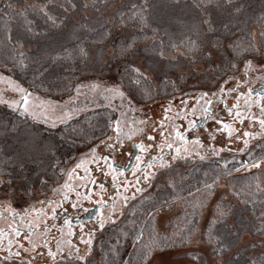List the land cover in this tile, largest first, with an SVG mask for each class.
Wrapping results in <instances>:
<instances>
[{"label": "trees", "instance_id": "obj_1", "mask_svg": "<svg viewBox=\"0 0 264 264\" xmlns=\"http://www.w3.org/2000/svg\"><path fill=\"white\" fill-rule=\"evenodd\" d=\"M70 2L77 6L71 8ZM112 2L118 5L110 18L106 11ZM41 7L56 18L55 24L47 20ZM205 19L211 31L203 23ZM254 29L264 31V0H0V67L33 94L51 96L70 93L87 69L101 71L115 63L126 87L146 102L157 91L172 90L169 85L178 67L203 59L212 61L209 46L219 50L225 61L216 65L220 74L233 58L255 53V40L253 47H248V35H254ZM8 33L12 43L5 39ZM188 37L198 43L192 51L180 43L185 40L186 44ZM161 42L168 53L164 57L159 55ZM172 43L182 52L171 49ZM108 47L114 48L112 55H108ZM20 51L26 56L24 65L18 63ZM143 54L147 55V65L162 76L161 89H156L149 76L141 72L143 76L138 77L133 72L134 61ZM81 111L61 127L63 134L89 143L109 134L113 111L108 106ZM57 133L28 115L0 105V186L17 183L28 190L33 186L47 188L59 181V166L74 148ZM241 167L240 163L209 161L175 173L130 206L117 223L105 228L99 238L102 255L87 264H147L156 251L184 246L188 230L196 229L200 212L211 198L212 189L205 185L217 177L226 178L235 200L229 203L223 197L216 207L214 217L218 210L228 215L211 229L219 237V241L212 240L211 252L223 256L215 264H264V250H252L260 242L241 244L245 232L264 236V185L257 170L236 172ZM42 177L45 184H41ZM170 204H178V208L166 219V231H159L158 209ZM209 222L204 234L210 230ZM154 240L156 244H152ZM189 255L205 262L201 253Z\"/></svg>", "mask_w": 264, "mask_h": 264}, {"label": "rangeland", "instance_id": "obj_2", "mask_svg": "<svg viewBox=\"0 0 264 264\" xmlns=\"http://www.w3.org/2000/svg\"><path fill=\"white\" fill-rule=\"evenodd\" d=\"M117 5L118 2H112L109 5L106 11L108 17L112 18V12ZM253 32L258 48L255 53L244 54L241 58H233L231 65L220 74L216 71V65L225 63V61L222 60L223 56L219 50L209 46L207 48L210 57H213L212 61L203 59L190 63V65L178 67L174 70L173 79L169 85L172 90L166 93H163L162 90L161 93L157 91V94L146 102L138 99L126 87L116 64L109 63V60H107L109 66L106 69L101 71L87 69L84 71L78 77L70 93L51 96H40L36 92L33 94L27 86L10 77L6 68L0 67V76L5 78L0 80V98L5 101L0 105L21 112L19 105L9 107L7 103V101H20L22 105L23 93L15 90V86L19 85L30 94V107L33 110L37 112L47 110L49 113L47 118L41 116L34 120L45 128L58 132L57 134L74 148V153L59 166V181L52 182L47 188L30 187L31 194L24 189V186L17 183H13V187L0 186V205H11L19 213L25 212V209L27 212L33 209H41L43 206L52 210V205L47 203L51 199L57 201V207L61 208L68 202L67 198H64V192L69 193L66 190L74 189L73 194L79 199L84 200L86 196H89L88 186L84 184L81 177H90L92 173L97 174V172L101 178L106 172L108 173V182L103 187H99L98 197L102 202L111 199V204L104 210L99 219L82 228L79 233L71 232L70 238L64 235L66 240L57 241L59 239L57 233L61 229L57 231L55 228L53 233L56 237L45 247V236L41 232L37 234L31 232L26 235L30 236L32 241L37 244L33 250L29 240L24 238L26 235L22 236L21 245L23 247L21 248L24 251L20 254L21 257H30V264L34 262H36L35 264H63L68 262L70 247L68 242L70 241L71 247L76 250L71 257V262L87 264L89 259L100 258L102 252L99 238L107 226L117 223L130 206L143 196L151 194L158 184L172 178L175 173L191 168L198 163L209 161L223 164L240 163L242 167L236 172L257 170L260 174V182L264 185V128L260 125V120L264 119V112L261 111L264 108V97L252 96L248 93L249 88L255 90L264 86V46L259 39V29H254ZM113 49V47H108V55H112ZM180 52L182 50L176 51V53ZM170 57L174 58L172 55ZM146 58V54L139 56L134 61L135 66L143 74L150 77L156 89H161L162 76H158L155 70L147 65ZM249 60L251 65L246 66L245 62ZM121 92L123 95L119 94ZM66 100L68 101L66 102ZM41 101L44 102L43 105ZM208 101H211V104ZM209 105L213 115L208 118L206 123L194 127L188 134L190 143L185 145L189 151L186 153L185 147L182 146L181 152L175 160H172L175 151H171L165 156L164 159L171 164L169 169L161 168L158 161L154 162L151 168L148 165L137 167L125 175L123 172L121 173V168L108 167L111 161L127 164L130 158L129 153L133 152V143L136 145V148L134 146L133 149L137 150V155L141 159L158 156L161 151L166 149V146L160 147V145L167 143L171 138H173L172 141H175L172 136L173 130L177 127L181 130L186 129L190 125V121L193 122L190 127H193L195 121L203 119L209 110ZM233 105H238V107L234 108ZM99 106H108L113 111L112 127L106 137L97 142L89 143L75 141L62 133L61 127L74 120L78 113L82 112L81 110H91ZM52 108H55V113H52ZM228 109H232V111L229 112ZM65 112L70 113V115H63ZM237 112L240 113L239 116H237ZM30 117L32 118V116ZM117 121L119 122V133L116 131ZM224 125L231 127V135H229L228 129L224 128ZM245 132L251 133V135L246 136ZM118 135L119 140L117 139ZM150 136L154 139H150ZM195 138L199 139V144L194 143ZM120 141L123 143L121 144ZM175 142L178 143L177 140ZM140 144L145 145L146 150L137 147ZM148 145L151 147H147ZM93 148L95 149L94 154L90 151ZM102 157H108V163ZM201 157L204 158L201 159ZM81 159L85 161L84 167L75 168ZM85 168L89 169V172L86 173ZM69 169H75L71 179L68 177ZM146 173H150L147 179L144 178ZM114 175L115 181L113 180ZM65 182L70 187L63 190L59 189L58 185H63ZM111 182L112 184H110ZM117 182L125 183L124 188L118 190L117 186L113 185ZM54 189L55 191H53ZM211 189V198L202 208L198 225L190 240L184 246L156 251L147 264H157V261H163L164 264H215L217 260L223 258V256L212 254V241L204 234L203 229L216 215L218 202L223 197L229 203L234 202L235 197L226 178H220ZM39 201H44V203L41 204ZM88 201L90 200L88 199ZM57 207L55 209H58ZM177 208L178 204H170L158 209L159 231H166L165 221ZM102 217L104 219L103 228L99 226ZM86 239H91V245L84 243ZM254 242L260 243L252 247L253 251L264 250V236H254L248 232L243 234L242 245ZM58 243L62 251L57 248ZM49 249L57 253L55 258L48 256ZM25 251H31V255H24ZM190 253L203 254L205 262L202 263L191 258ZM77 256H84L85 260L79 261ZM25 262L30 261L24 260L20 263L14 261L12 263L25 264Z\"/></svg>", "mask_w": 264, "mask_h": 264}, {"label": "flooded vegetation", "instance_id": "obj_3", "mask_svg": "<svg viewBox=\"0 0 264 264\" xmlns=\"http://www.w3.org/2000/svg\"><path fill=\"white\" fill-rule=\"evenodd\" d=\"M252 96L255 94L252 93ZM207 113L203 117V119H199L194 122V126L190 127V125L184 129L181 130L179 127L175 128L173 130L172 136L175 138V141L177 140L178 143L176 144L175 141L169 140L167 143H171L173 147L170 149L166 147L165 150L161 151L159 155L167 156L171 151H175L177 147H185L186 142L187 145L190 143L189 140V133L191 130H193L194 127L202 126L210 116L213 115V112L210 108V105L208 106ZM179 133L180 135H183L185 137V140L180 139V135H177ZM136 145L133 143L132 146V155L134 151L136 150L133 147ZM130 156L127 164L123 163H117L114 161H111L110 164L113 165L114 168H121L123 169V175L127 174L128 172L132 171L134 168L137 167H144L147 165V162L151 160L153 157H147L145 159H140L139 161L136 159L137 156V150L134 157V160L130 167H128L130 159L132 157ZM158 155V156H159ZM108 163V161H107ZM113 168V169H114ZM122 175V174H121ZM122 175V176H123ZM84 184H87L88 193H90V201L88 199H79L77 196L73 194L74 189L66 190L69 193L67 194V203H65L61 208L57 207L58 209H55V213L53 214L52 210L49 207L43 206V212L41 211H28V212H21L19 213L16 211L15 208L11 207L15 211L8 210V204L0 205V230H2V236H0V263L2 264H13L12 262H18L24 260H29L31 263L30 257L23 256L21 257L20 254L24 251L21 247L18 246L21 245V237L28 234V233H34L37 234L38 232H41L45 236V239L47 243H51L53 238L56 237V235L53 233V230L56 228L58 231L57 235H59V239L57 241H61L65 238L64 235L67 236V238H70L71 232L73 233H79V231L82 230V228H85L87 225H89L91 222L99 219L100 215L104 212L105 209L108 208V206L111 204V199H106L104 202L98 197V189L102 185L104 186L106 182H108V173L106 172L105 175L102 176L97 172V174L92 173L90 177H85L84 179H81ZM93 181H95L93 183ZM130 181V180H129ZM112 184V182L110 183ZM125 183H118L114 184V186H117L118 190L124 188ZM79 199V200H77ZM70 201V202H69ZM78 201V202H77ZM108 201V202H107ZM77 204V207H73V203ZM85 209L88 211L86 212ZM39 210V209H37ZM95 211L94 217L91 219H87V216ZM20 214V215H19ZM32 216H34L32 218ZM65 219H69L71 224L66 225ZM78 221L83 223V227H81V223H78ZM19 232V235H16V232ZM66 238V239H67ZM61 239V240H60ZM64 239V240H66ZM9 240L12 241L11 245V253L9 252V246L8 242ZM19 252V256H17L15 253ZM31 251H25L24 255H31ZM34 262L33 264H35ZM64 264V263H63Z\"/></svg>", "mask_w": 264, "mask_h": 264}, {"label": "snow or ice", "instance_id": "obj_4", "mask_svg": "<svg viewBox=\"0 0 264 264\" xmlns=\"http://www.w3.org/2000/svg\"><path fill=\"white\" fill-rule=\"evenodd\" d=\"M228 2H230V0H228ZM61 6L63 7V5H61ZM76 6H77V5H76L75 3H71V2H70V7H71V8H75ZM85 6H86V5H85ZM40 10H41V12H43V14L46 16V18H47L48 21H51L53 24L56 23V18L53 17V16H51V15H49V14L47 13L45 7H41ZM140 19H141V21L143 22L144 17L141 15ZM203 23H204L205 25H208V30H209V31L212 30V28H211V24H210V22H209L208 19H205V20L203 21ZM224 27L227 28L228 25H224ZM29 31H31V29H29ZM255 38H256V37L253 35V33L249 32V35H248V47H253V43H252V41H254ZM5 39H6L9 43H12V42H13V41H12V36H11L10 33L6 34ZM259 39H260V41L262 42V46H264V31H262L261 33H259ZM201 42H202V40H201ZM180 43H181V45H184V46H185V48H186L187 51H192V50H194L195 48L198 47L197 40L191 39L190 37L186 38V44H185V40H182ZM16 44H17V46L22 47V44H21L19 41H16ZM189 45L191 46L190 48L188 47ZM129 47H131V45H129ZM170 48H171V49H177V50H178V46H177L175 43H172V44L170 45ZM79 51H80L81 54H85V55H86V53L84 52V49H83V48H80ZM167 54H168V53H167V52L165 51V49H164V44H163V42H161V44H160V49H159V55H160L161 57H164V56H166ZM18 56H19V61H18V63H20L21 65H24V62H25V60H26L25 53H24L23 51H20V52L18 53ZM245 64H246V66L251 65V61H250V60H249V61H246ZM233 66H234V65H233ZM133 72L136 73L138 77H139V76H143V74L141 73V71H140L139 68H135V67H133ZM3 79H5V78H4L3 76H0V80H3ZM144 79L146 80L147 77L144 76ZM135 82H136V83H139V82H140L139 78L136 79ZM77 87L79 88V85H78ZM15 90H16V91H19V92H21V93H23V96H22V101H23V103H22V105H21V104H20V101H7L9 107H13V106L19 105V110L22 112V114L26 113V114L32 116L33 119H37V118H39V117H41V116L47 118V117L49 116V113H48L47 110H42L41 112H37V111L33 110V109L30 107V101H29V95H30V94L27 93V91H26L24 88L20 87L19 85H16V86H15ZM229 91H231V90H229ZM254 91H255V90H253V89H251V88L248 89V93H249V94H252ZM119 94H120V95H123L122 92L119 93ZM205 95H207V94L205 93ZM255 95L260 96V97H264V89H262L260 92H255ZM237 99H239V98H237ZM3 102H5V101H3L2 98H0V103H3ZM43 103H44V102L41 101V104H42V105H43ZM208 103L211 104V101H208ZM233 107L236 108V107H238V105H233ZM228 111L231 112L232 109H228ZM261 111L264 112V108H262ZM52 113H55V108H52ZM63 115L67 116V115H70V113L65 112ZM239 115H240V113L237 112V116H239ZM58 118H59V117H58ZM189 123H190V125L193 124V122H191V121H190ZM221 123H223V122H221ZM260 125H261L262 128H264V119H261V120H260ZM53 126H54V125H53ZM224 128L228 129V131H229V135H231V127H230L229 125H224ZM116 131H117V133H119V131H120V129H119V122H118V121H117V123H116ZM161 134H162V133H161ZM177 135H180V134L177 133ZM245 135H246V136H247V135H251V133L245 132ZM149 138H150V139H154V137H151V136H150ZM108 139H111V137H108ZM117 139L119 140V135L117 136ZM180 139H181V140H185V137H184L183 135H180ZM101 143H103V141H101ZM120 143L122 144L123 142L120 141ZM186 143H187V142H186ZM194 143L199 144V143H200L199 139H198V138H195V139H194ZM245 143H247V141H245ZM109 146H110V147H114L113 145H109ZM163 146H166V147H168V148H170V149L173 147V145H172L171 143H165V144H163V145H160V147H163ZM137 147H139L141 150H146V146L143 145V144L137 145ZM147 147H151V145H148ZM90 151H92L93 154L95 153V149H94V148L91 149ZM184 151H185L186 153L189 151L188 148H187L186 146H185V148H184ZM180 152H181L180 147H177V148L175 149V153L172 155V160H175L176 157L180 154ZM129 155L131 156L132 153H129ZM203 158H204V157H201V159H203ZM102 159H104L105 162L107 163V161H108V157H102ZM136 159L139 161V160L141 159V157H140L139 155H137V156H136ZM157 161L159 162L161 168L169 169V168L171 167L170 162H169V161H166V160L164 159V157H163L162 154L159 155V156H155V157H153L151 160H149V161L147 162L148 167L151 168L152 164H153L154 162H157ZM84 164H85V161H84L83 159H81V160L75 165V168H81V167H84ZM108 167H109V168H113V165H112V164H108ZM74 170H75V169H69V170H68V177H69L70 179L72 178V175H73ZM84 170H85L86 173L89 172V169H87V168H85ZM61 171H63V169H61ZM120 171H121V173H122V172H123V169H120ZM149 174H150V173H146L144 178L147 179ZM81 179H84V177H81ZM115 179H116V177H115V175H114V176H113V180L115 181ZM218 180H219V177L216 178V181H218ZM216 181H213L212 184H206V185H205V188H207V189H211L212 187H214ZM94 182H95V181H93V183H94ZM137 182H138V181H137ZM45 183H46V181H45L44 178L42 177V178H41V184H45ZM168 183H169L170 185H172L173 187H175V185L173 184V182H172L171 180H169ZM69 187H70V186H69V184H68L67 182H65V184H63V185H58V188L61 189V190H63V189H68ZM101 187H103V186L101 185ZM53 191H55V189H54ZM28 192H29V194H31V193H32V190H31V189H28ZM261 192H264V189H261ZM77 195H79V193H77ZM117 195H119V194H117ZM64 198H65V199L67 198V192H64ZM85 199H89V200H90L91 197H90V196H86ZM39 203L43 204L44 201H39ZM47 203H48L49 205H52V212H53V214H54V213H55V208L58 206V202L49 199ZM72 206H73V207H77V204L74 202ZM8 210H10V211H15L14 209L11 208V205L8 206ZM33 210H34V211H41V212H43V208H41V209H39V210H37V209H33ZM85 211L87 212L88 210L85 209ZM154 211H156V209H153V212H154ZM25 212H27V209H25ZM148 215L151 216L152 213H149ZM227 215H228V213H227L226 211H219V210H218V215H217V217H214V218L209 222V229H210V230H209L207 233H205V235L208 236V238H209L210 241H212V240L219 241V237H218V236H214V235H213V232L211 231V229H212V227H213L214 225H216L217 223H219V222H223L224 218H225ZM261 217H262V219H264V211H262V213H261ZM78 223H81V227H83V223H82V222L78 221ZM65 224L70 226V224H71L70 220H69V219H65ZM99 226H100L101 228L104 227V219H103V217H102L101 220H100ZM194 231H195L194 228H190V229L188 230L187 236L185 237V242H187V241L190 240V238H191V236H192V234H193ZM69 234H71V233H69ZM16 235H19V232H18V231L16 232ZM140 235H143V233H140ZM0 236H2V230H0ZM24 238L27 239V240H29V242H30V244H31V248H32L33 250H35V248L37 247V244L34 243V242L32 241V238H31L30 236H28V235H26ZM81 238L83 239V237H81ZM137 239H139V236H137ZM68 243H69V245H70V247H69L68 264H71V257H72V255L75 254V251H76V250H75L73 247H71V242H70V241H69ZM84 243H86V244H88V245H91V239H86V240H84ZM156 243H157V242H156L155 240L152 241V244H156ZM17 244H18L19 247H23L22 245H19L18 242H17ZM11 245H12V241L9 240V242H8V246H9V252H10V253H11ZM44 246L47 247V241H46V240L44 241ZM219 247L222 249V248L224 247V245H223L222 243H220ZM57 248H58L60 251H62V249L60 248V244H59V243L57 244ZM146 248L148 249V251H151V246H150V245H146ZM0 250H2V249H0ZM217 252H218V249H217ZM15 254H16L17 256H19L20 253L17 252V253H15ZM47 254H48V256L53 257V258H55V256L57 255L56 252H52L50 249L48 250V253H47ZM146 255H147V253H146ZM77 260H79V261H83V260H85V257H84V256H77ZM25 264H30V262H25ZM157 264H164V262H163V261H157Z\"/></svg>", "mask_w": 264, "mask_h": 264}, {"label": "water", "instance_id": "obj_5", "mask_svg": "<svg viewBox=\"0 0 264 264\" xmlns=\"http://www.w3.org/2000/svg\"><path fill=\"white\" fill-rule=\"evenodd\" d=\"M262 89H264V86H260L258 87L257 89H255V91L253 92L255 94V92H260ZM135 154H136V150L134 151L131 159H130V162H129V165L128 167H130V165L132 164L133 160H134V157H135ZM94 214H95V211L91 212L88 216H87V219H91L94 217Z\"/></svg>", "mask_w": 264, "mask_h": 264}]
</instances>
